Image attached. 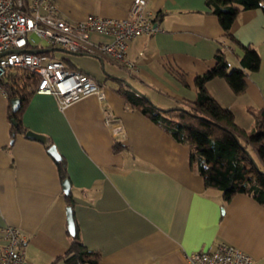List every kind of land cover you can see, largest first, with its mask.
<instances>
[{"label":"crops","instance_id":"0c3cea01","mask_svg":"<svg viewBox=\"0 0 264 264\" xmlns=\"http://www.w3.org/2000/svg\"><path fill=\"white\" fill-rule=\"evenodd\" d=\"M55 1L61 17L74 23L89 15L125 18L134 0ZM147 2L162 31L129 41L126 61L48 43L29 47L50 49L56 59L92 76L104 93L103 105L114 115L111 125L96 95L62 109L55 96L40 93L27 103L23 125L46 135L66 162L75 225L84 245L98 254V264H190L189 254L221 242L264 264V205L245 194L226 203L221 191L206 189L190 166V147L174 141L118 93L125 84L162 109L195 101L194 78L215 65L222 44L234 48L235 55L243 51L226 40L205 0ZM231 33L258 51L260 67L246 72L244 95H236L223 78L206 86L240 126L252 131L255 121L248 107H264V12H241ZM111 41L106 35L91 36L94 44ZM235 55H228L232 67L238 66ZM170 67L183 72L184 81ZM9 105L0 91V250L3 229L15 226L28 239L26 264H67L55 262L68 250L72 235L57 161L40 141L22 134L12 140ZM115 140L127 150L113 152Z\"/></svg>","mask_w":264,"mask_h":264},{"label":"trees","instance_id":"16d2710c","mask_svg":"<svg viewBox=\"0 0 264 264\" xmlns=\"http://www.w3.org/2000/svg\"><path fill=\"white\" fill-rule=\"evenodd\" d=\"M205 2L208 11L219 17L226 40L241 48L243 54L235 55L234 48L229 50L230 45L222 44L216 54L215 65L194 78L197 88L196 100L183 101L174 108H159L149 97L126 87L125 84L118 93L174 141L190 147V166L201 176L206 189L221 191L226 203L236 194H245L264 205V169L259 165L264 166V107H248L255 121V128L248 131L236 122L231 109L222 107L215 100L206 86L207 82L214 78H223L236 95L246 93V72L259 69L260 55L256 49L236 40L231 28L240 13L245 10L261 9L264 12V0ZM44 53L52 56L49 50ZM230 53L239 60L238 66L232 67L228 60ZM170 72L180 81H184L186 77L175 67H170ZM39 81L36 74L19 70L10 71L2 81L1 87L10 101L8 119L12 123V140L16 135H25L27 132L22 122V114L30 98L36 93ZM14 98L21 101L20 108L15 112L12 111L11 105ZM112 149L115 153H122L127 150V146L122 141L115 140ZM56 163L61 181L69 179L66 162L61 159ZM66 200L73 207L72 191L66 195ZM61 260L67 264L99 263L98 254L84 245L77 221L68 250L55 262Z\"/></svg>","mask_w":264,"mask_h":264},{"label":"built area","instance_id":"2783aa9c","mask_svg":"<svg viewBox=\"0 0 264 264\" xmlns=\"http://www.w3.org/2000/svg\"><path fill=\"white\" fill-rule=\"evenodd\" d=\"M155 20L147 0H134L125 18L89 15L74 23L61 17L55 0H0V55L6 52L0 56V91L5 93L1 84L10 71H27L39 77L36 93L55 96L62 109L96 95L104 107L105 121L111 125L115 118L103 105L104 93L98 82L51 55L32 53L28 49L35 43L32 35L70 52L106 54L117 61H126L129 41L162 31ZM93 34L109 36L112 41L94 44ZM2 234L0 264H26L27 237L18 227L10 225ZM188 261L190 264H254L248 253L225 242L189 254Z\"/></svg>","mask_w":264,"mask_h":264},{"label":"water","instance_id":"95a60500","mask_svg":"<svg viewBox=\"0 0 264 264\" xmlns=\"http://www.w3.org/2000/svg\"><path fill=\"white\" fill-rule=\"evenodd\" d=\"M48 50H50V49H36V50H30V51L32 53H43V52H46ZM63 50H65V49H63ZM65 51H67V50H65ZM4 54H6V52L2 53L1 55H4ZM11 105H12V111L13 112L17 111L20 108V105H21L20 99L19 98L12 99ZM25 137L29 138V139H33V140H37V141L42 142L48 148L49 154L56 161H60L61 160L62 157H61L60 153L58 152L57 147L55 145L51 144L50 139L46 135L31 131V130H28L25 133ZM62 185H63L64 193L66 195H69L70 192H71V189H72L71 181L69 179H65L62 182ZM67 220H68V229H69L70 233L73 235V234H75V231H76V225H75V219H74V213H73L72 206H68V208H67Z\"/></svg>","mask_w":264,"mask_h":264},{"label":"rangeland","instance_id":"374dc122","mask_svg":"<svg viewBox=\"0 0 264 264\" xmlns=\"http://www.w3.org/2000/svg\"><path fill=\"white\" fill-rule=\"evenodd\" d=\"M32 38L35 40V43H37V44H39V45H44V46L47 45V41H46V40L40 38L39 36H37V35H35V34L32 35ZM66 54H67V53H66ZM67 55L70 56V57H74V56H75V55H73V54H71V53H69V54H67ZM19 73H22V72H19ZM242 120H244V118H243ZM254 125H255V124H254ZM247 126H250V123H249V125H247ZM253 128H254V127H253ZM255 158L257 159V156H256ZM259 165H260V167H261L262 170H263V169H264V166L261 165V164H259Z\"/></svg>","mask_w":264,"mask_h":264}]
</instances>
